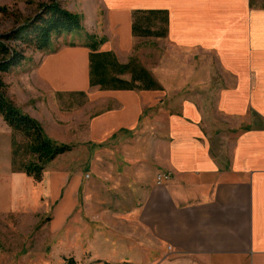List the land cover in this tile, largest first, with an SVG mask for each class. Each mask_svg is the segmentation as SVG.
I'll list each match as a JSON object with an SVG mask.
<instances>
[{
    "label": "crops",
    "instance_id": "obj_1",
    "mask_svg": "<svg viewBox=\"0 0 264 264\" xmlns=\"http://www.w3.org/2000/svg\"><path fill=\"white\" fill-rule=\"evenodd\" d=\"M76 1V13L104 19L118 38L132 39L139 15L165 23L159 35L184 56V80L172 69L150 74L153 89L120 78L131 84L107 91L118 104L90 119L91 148L77 169L58 167L41 183L0 175V211L47 215L39 250L28 257L37 264H264V0ZM128 45L100 52L119 56ZM180 82L189 93L172 107ZM159 175L169 179L159 184ZM121 244L139 261H109Z\"/></svg>",
    "mask_w": 264,
    "mask_h": 264
},
{
    "label": "rangeland",
    "instance_id": "obj_2",
    "mask_svg": "<svg viewBox=\"0 0 264 264\" xmlns=\"http://www.w3.org/2000/svg\"><path fill=\"white\" fill-rule=\"evenodd\" d=\"M58 1L71 12L76 13L77 11H74L72 7L77 9L79 7L76 0ZM45 3H47V0H0V8H5V12H0V37L9 36L11 39L6 43L19 46L24 54L20 66L3 75V79L9 87L7 91L8 98L22 112L40 124L47 138L70 148V151L58 157L46 167L47 170L45 169L44 176L49 178L58 167L71 171L75 167L77 169L80 163H84L81 160L82 157L85 160L88 159L87 153L91 148L88 144L90 119L94 118V115L99 117L100 113L98 112L104 111L105 108L114 107L116 103L114 99L116 98L112 96L113 94L107 92L115 90L110 89L111 86L123 87L120 82L113 81L107 84L109 88L91 87L90 83H87L88 69V82L90 79V63L88 62L92 52L88 44L93 40L98 42L104 39V43L101 44L102 47L99 45L96 51L100 52L102 48H110L109 51L119 50L118 42L121 45L129 43L127 49L123 47L124 49L121 51L122 53H119V56L113 54L115 60L112 61L109 78H116L115 80H121L120 78L132 75V72L136 74V71L140 68L145 69L149 75L152 73L168 74L167 71L172 69L173 72L178 71L176 75L180 80H184L185 68L183 65L185 63L184 61L179 62L180 59L184 60L182 53L169 51V39H166V36L159 35L163 33L166 24L148 15H139L134 21L137 34L133 32L132 39H123L122 36L118 38L116 31L107 28L104 19L96 21L92 18L93 14L90 18H87L91 12L77 13L87 18L86 22L83 21V30L53 37L49 48L44 51L25 49L22 44L14 39V32L35 18L41 12V5ZM141 17L145 19L142 18L141 20ZM113 32L118 39L113 35ZM151 33L154 36L148 35ZM90 36H94V39L91 40ZM117 40L119 41L117 42ZM80 49H83L84 54L87 52V68L84 65V59L77 55V51ZM174 60L177 62L176 65L169 67V64ZM83 68H86L87 73L84 72ZM87 84L89 86H86ZM163 85L166 89L170 86L168 81ZM126 86L128 85L126 84ZM166 89L162 88L161 90V88H158V90H161L159 92H162L160 93L162 96L160 98L161 103L169 106L170 100L166 99L164 94ZM176 89L179 92H177V98L171 100V106L176 103L175 106L180 108L184 96L189 91L184 89L181 82L177 83ZM127 90H133V88L130 87ZM201 96L204 97L201 98L204 103L209 106L211 102L209 95L204 94ZM4 124L5 122L0 116V175L9 171L21 173L12 171V142L15 140L20 147L19 161L27 162L31 160V157L27 156L24 151L27 141L22 135L13 134L9 127L10 133H7L3 129ZM96 149L99 153L104 152V149H106L105 142L97 144ZM108 149L111 150L112 154L119 155L117 148L112 150L109 147ZM49 203L50 209H52L53 205L56 204V200L52 202L50 200ZM37 211L40 213L31 214L25 210H16V212L0 211L1 264H37V262H41V259L36 260L28 257L31 253L39 250L41 225L46 221L47 216L41 214L45 211L44 209ZM125 247L123 244L119 247L116 246L111 252L112 256L109 261L121 262L128 260L138 262L137 255L125 250Z\"/></svg>",
    "mask_w": 264,
    "mask_h": 264
},
{
    "label": "trees",
    "instance_id": "obj_3",
    "mask_svg": "<svg viewBox=\"0 0 264 264\" xmlns=\"http://www.w3.org/2000/svg\"><path fill=\"white\" fill-rule=\"evenodd\" d=\"M40 11L35 18L14 32V39L22 44L25 49L44 51L49 48L53 37H59L64 33L80 32L84 28V17L64 8L58 0H47V3L41 5ZM0 12H5V8H0ZM133 32L137 34L135 26L133 27ZM148 35L154 36L153 33ZM89 38L93 40L94 36ZM10 39L7 35L0 37V116L13 134L17 133L25 138L27 145L24 151L27 156L31 157L30 161L20 162V147L13 140L12 171L24 173L35 182L40 183L43 181L46 167L58 157L70 151V148L47 138L40 124L22 112L8 98L7 91L9 87L3 79V75L20 66L24 59L23 51L19 46L6 43ZM104 41V39L98 42L93 40V42L88 44V47L92 50L89 56L90 86L107 88L109 86L107 84L111 81L120 82L123 86H126V84L130 85L131 83L115 80L116 78L113 77L109 78V70H111L112 61L115 58L111 53L96 52L99 45L103 44ZM132 76L133 82L137 81V79L142 81V83L144 82V89L157 88L156 83L143 68L138 69L136 74L132 72ZM110 89L116 90L120 88L114 85ZM68 264H74V261L71 260Z\"/></svg>",
    "mask_w": 264,
    "mask_h": 264
},
{
    "label": "built area",
    "instance_id": "obj_4",
    "mask_svg": "<svg viewBox=\"0 0 264 264\" xmlns=\"http://www.w3.org/2000/svg\"><path fill=\"white\" fill-rule=\"evenodd\" d=\"M167 179H169L168 175H159L157 178V181L160 184V182H162L163 180H167Z\"/></svg>",
    "mask_w": 264,
    "mask_h": 264
}]
</instances>
